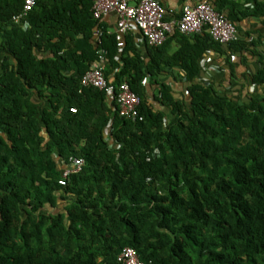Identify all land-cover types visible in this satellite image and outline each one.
<instances>
[{"label": "trees", "instance_id": "obj_1", "mask_svg": "<svg viewBox=\"0 0 264 264\" xmlns=\"http://www.w3.org/2000/svg\"><path fill=\"white\" fill-rule=\"evenodd\" d=\"M49 1L16 23L24 0H0V264H121L125 247L143 264H264L262 40L177 30L193 42L177 56L189 85L176 96L159 81L162 45L146 62L102 28L95 0ZM102 49L106 76L140 98L135 119L83 82ZM207 49L226 58L228 87L196 80ZM239 54L260 68L236 90Z\"/></svg>", "mask_w": 264, "mask_h": 264}, {"label": "built area", "instance_id": "obj_2", "mask_svg": "<svg viewBox=\"0 0 264 264\" xmlns=\"http://www.w3.org/2000/svg\"><path fill=\"white\" fill-rule=\"evenodd\" d=\"M37 1L24 0L22 9L13 18L14 21L19 23L25 20ZM192 1L187 0L181 16L171 20L165 18L166 10L159 0H95L92 11L96 19L110 13L119 16L116 33L119 46L124 45V37L135 29L145 35L151 46L163 45L177 30L185 35H193L207 29L216 41L223 44H229L237 38V27L226 14L217 11L211 2ZM101 33L99 28L94 32L98 38ZM106 54L105 49L100 50L99 59L84 74L83 82L103 90L117 103L120 115L135 119L139 116L140 98L127 81L117 84L106 76L105 67L108 63ZM71 110L76 111L73 108ZM82 164V159H73L71 165L63 169L59 183L65 185L67 177L79 171ZM118 261L121 264H143L136 249L132 247H125L119 254Z\"/></svg>", "mask_w": 264, "mask_h": 264}, {"label": "crops", "instance_id": "obj_3", "mask_svg": "<svg viewBox=\"0 0 264 264\" xmlns=\"http://www.w3.org/2000/svg\"><path fill=\"white\" fill-rule=\"evenodd\" d=\"M13 1L15 0H11L10 4H12ZM48 1L49 0H47V7L53 3L52 1ZM73 1L75 0H67V6L73 7L75 5ZM159 1L165 7V18L167 20L179 18L182 14L184 6L187 3V0ZM201 1L211 2L216 10H219L226 15L231 14L235 18V24L238 29L237 37H239L241 42L246 45L249 43V40L253 38L261 39L262 44L259 46V50L261 53H264V15L255 13L254 8L256 0H193L192 2L198 3ZM64 2L66 3V0H64ZM100 23L102 28H104L108 33L116 34L119 25V16L116 13H110L103 16L100 19ZM21 24L24 28H27V25L24 22ZM127 35L133 39L136 47L141 52L142 58L146 62H149L151 59L149 51L153 46L148 44L145 35L138 29L131 31ZM191 42H193L191 39L186 41V39L181 36L172 35L161 46L162 51L159 52L157 56V58L162 57L165 59L163 61L160 60L161 67L164 71L160 73L159 81L171 86L174 89L176 96L182 94L189 85L186 78V71L177 56L189 49L187 46L190 45ZM39 54L43 56L47 55V53L41 52ZM225 59L226 58L223 56L218 55V52L214 49H207L198 59V66H200L201 69L196 80L202 82L203 84H209L210 82L222 83L224 86L228 87V83L230 81V68L227 66ZM258 59L259 57H254L253 55L250 56L249 54H247L246 59L240 57V54L234 57L235 64H237V75L240 79L235 84L236 90H239L244 84V78L242 77L244 72L253 74L260 68ZM145 84L148 86L149 95L154 106L156 108H163L160 103L154 99V93L157 92V85L149 81H145Z\"/></svg>", "mask_w": 264, "mask_h": 264}]
</instances>
